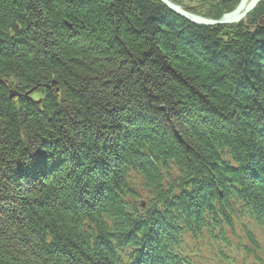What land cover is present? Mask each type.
<instances>
[{
    "label": "trees",
    "instance_id": "obj_1",
    "mask_svg": "<svg viewBox=\"0 0 264 264\" xmlns=\"http://www.w3.org/2000/svg\"><path fill=\"white\" fill-rule=\"evenodd\" d=\"M0 81V264H124L141 243L175 264L207 214L264 223V30L157 0H0ZM33 87L60 104L10 99Z\"/></svg>",
    "mask_w": 264,
    "mask_h": 264
},
{
    "label": "bare ground",
    "instance_id": "obj_2",
    "mask_svg": "<svg viewBox=\"0 0 264 264\" xmlns=\"http://www.w3.org/2000/svg\"><path fill=\"white\" fill-rule=\"evenodd\" d=\"M263 3H264V0H263ZM242 2L239 4L237 10L240 8ZM259 4V5H258ZM256 6L254 7H249V6H246L245 9H247L249 12L245 15V17L237 24H233V26L235 27H240V26H244L245 27V33L248 32V33H253L255 32V28L257 27V29H261L262 31L264 30V17L262 16V10L259 8L262 4V1H260ZM248 5V3H247ZM183 10L186 12V13H190V14H195L193 9L191 8H188V7H185L183 8ZM236 10V11H237ZM260 11V13H259ZM244 12L242 11L240 13V15H242ZM258 13L260 15H258ZM253 14L252 18H250V22L252 23H255V25L253 27L251 26H248L246 27L245 24L247 22V19L249 17V15ZM201 15V14H200ZM202 17H204L203 15H201ZM219 20H222V18L218 19ZM243 28V27H241ZM230 32H234V30H231ZM57 92H60L59 90H57ZM59 94V93H58ZM41 97H33L29 100V102H33L35 107L39 108V110H45V105L49 102V98L52 97L54 100H56L58 102V104H60L61 100H62V96L61 95H48L46 96L45 94H41L40 95ZM18 97V96H17ZM60 100V101H59ZM132 163H130L129 165V168L131 167ZM235 219H238V220H242L243 218H241L240 216L238 215H235L234 216ZM256 219H258L257 216H254ZM242 226H246V224L244 222H241L240 223ZM264 224V223H263ZM259 233H262L264 235V232H261L259 231ZM139 242L138 241H135V242H131L130 244L131 245H134V244H138ZM171 247L175 249L176 253V263L175 264H196L197 263V256H204L205 259L208 260V257L211 255L212 252H208L206 251L205 249L201 248V247H191L190 245L188 244H183V245H180L178 247H175L173 244H171ZM189 250V251H188ZM179 251V252H178ZM196 252L195 256L194 257H190L191 256V252ZM215 251V250H213ZM249 255L251 257V259H253L254 261H258V262H264V244L261 243V244H258L256 246H254V248L248 250ZM193 253V254H194ZM163 259H166L163 255H159L155 258V261L157 264H168L166 261H164ZM225 261H228L227 259H224ZM155 264V263H154Z\"/></svg>",
    "mask_w": 264,
    "mask_h": 264
},
{
    "label": "rangeland",
    "instance_id": "obj_3",
    "mask_svg": "<svg viewBox=\"0 0 264 264\" xmlns=\"http://www.w3.org/2000/svg\"><path fill=\"white\" fill-rule=\"evenodd\" d=\"M262 3H263V0H262ZM259 5V4H258ZM245 11V10H244ZM243 11V12H244ZM21 29V28H20ZM11 82H13L14 80L13 79H11L10 80ZM0 83L2 84L3 82L2 81H0ZM10 83V82H9ZM15 83H16V80H15ZM54 83V82H53ZM11 86H12V84H10ZM38 87V86H37ZM37 87H33L31 90H28V91H26V92H24V94H19L18 92H16V91H11L10 92V99H12V100H14L15 98H17V99H21L22 97H25V98H27V99H31L32 98V96H34V97H38V89H37ZM40 88V87H39ZM14 89V88H13ZM40 89H46V90H49L50 89V87H48V86H46V85H42L41 86V88ZM15 90V89H14ZM58 90V89H57ZM56 93H59V92H56ZM42 94V93H41ZM20 95V96H19ZM17 96H19V97H17ZM142 154H144V153H142ZM224 159H225V162L227 163V162H232V160H231V158L228 156V155H226V154H224ZM224 161V160H223ZM162 174H163V176H164V179L166 180V182H165V185L167 184V185H170V184H172V182H175L176 181V179L178 178V176H179V173H178V170H177V168L175 167V165H173V166H168V168L167 169H165V170H163L162 171ZM141 179V178H140ZM139 180V179H138ZM136 178H133V182H136V181H138ZM142 180H143V178H142ZM134 185V184H133ZM135 188L137 189V190H139L141 187H140V183L139 182H136V185H135ZM135 192H136V190H135ZM137 193V192H136ZM136 193H135V195H136ZM137 196V195H136ZM128 198L129 197H127V196H125V200L126 201H128ZM145 198V197H144ZM119 199H121V200H123L122 199V196L119 198ZM132 205L134 204L135 205V207L134 208H136L137 210H139V213H140V215L144 218V219H146V220H143L142 222L144 223H146V222H148V220H147V211H148V207H146V208H143L144 206H146V205H149V204H147L145 201L144 202H135L134 200H132ZM141 206V207H140ZM149 206H151V208L153 209H155L156 210V204L154 203V202H150V205ZM139 207L140 208H142V209H139ZM155 212H157V211H155ZM238 225H240V222L239 223H237ZM107 226H109V227H112L111 225H107ZM90 228V225L89 224H87V226H86V229H89ZM230 232L232 233V234H236L235 233V229L233 228V229H230ZM138 240H140V238H138ZM245 240V239H244ZM263 244H264V238H263ZM170 249V251L172 250L171 249V247L169 248ZM166 250H168V246H166ZM141 252H142V250H141ZM213 252V254L215 253L216 255H219L218 253H219V251L218 250H216L215 249V251H212ZM214 254V255H215ZM221 263V259H219V261L217 262V264H220Z\"/></svg>",
    "mask_w": 264,
    "mask_h": 264
},
{
    "label": "flooded vegetation",
    "instance_id": "obj_4",
    "mask_svg": "<svg viewBox=\"0 0 264 264\" xmlns=\"http://www.w3.org/2000/svg\"><path fill=\"white\" fill-rule=\"evenodd\" d=\"M181 3L183 7L193 9L195 14L206 18L218 20L223 16L230 14L237 10L239 4L243 0H176ZM201 14V15H200ZM253 14L249 15L246 27H253L255 23L250 22Z\"/></svg>",
    "mask_w": 264,
    "mask_h": 264
},
{
    "label": "water",
    "instance_id": "obj_5",
    "mask_svg": "<svg viewBox=\"0 0 264 264\" xmlns=\"http://www.w3.org/2000/svg\"><path fill=\"white\" fill-rule=\"evenodd\" d=\"M158 1L161 4H163L166 8H168L170 11L188 20L189 22L202 25V26L219 27L223 25H233V24L239 23L245 17V15L249 12L247 9H245V7L246 6L254 7L262 0H251L250 4L248 5H247V2L249 0H243L240 8L235 13L224 16L222 20H219V21L208 20L202 17L195 16L190 13L188 14L183 10L181 6L175 4L171 0H158ZM242 11H244V13L240 15Z\"/></svg>",
    "mask_w": 264,
    "mask_h": 264
}]
</instances>
